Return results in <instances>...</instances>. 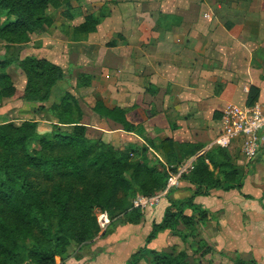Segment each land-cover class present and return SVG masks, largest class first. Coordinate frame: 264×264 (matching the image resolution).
<instances>
[{
  "label": "crops",
  "instance_id": "1",
  "mask_svg": "<svg viewBox=\"0 0 264 264\" xmlns=\"http://www.w3.org/2000/svg\"><path fill=\"white\" fill-rule=\"evenodd\" d=\"M50 13L51 25L31 35L21 56L45 58L65 78L39 112V103L22 102L18 94L3 97L0 123L32 120L39 130H49L57 118L48 106L70 98L82 125L135 157L146 147L162 159L155 148L172 139L184 151L177 147L184 156L180 164L190 165L187 174L219 146L214 141L223 132L225 109L247 104L251 88L252 99L264 101V0H61ZM9 72L20 92L25 76L14 66ZM108 111L121 114L131 128L125 130ZM190 148L194 153L186 154ZM222 148L238 169L240 187L208 188L207 195L195 197L207 212L199 238L210 251L191 260L264 264V148L251 161L241 154L239 140ZM199 186L205 189L181 179L143 220L117 223L65 264H124L145 245L168 198L189 197ZM168 233L159 232L146 247L161 251L180 244Z\"/></svg>",
  "mask_w": 264,
  "mask_h": 264
},
{
  "label": "trees",
  "instance_id": "2",
  "mask_svg": "<svg viewBox=\"0 0 264 264\" xmlns=\"http://www.w3.org/2000/svg\"><path fill=\"white\" fill-rule=\"evenodd\" d=\"M59 4L52 0H0V16L16 18L0 26V40L4 41L0 52V100L18 94L22 102L39 103L35 109L39 112L44 109L42 103L49 99L52 87L65 78L61 67L47 59L21 56L31 35L51 25L48 5L54 8ZM11 66L25 76L20 92L14 87ZM252 91L251 88L249 105L255 101ZM51 110L57 122L51 123L49 132L39 133L38 122L32 120L0 123V264H21L29 257L51 263L56 255L64 254L71 241L93 239L99 232L93 214L95 206L111 214L127 211L131 206L129 200L137 194L163 191L169 170H175L184 157L176 152L181 145L164 139L155 148L162 159L153 155L156 163L148 166L142 160L146 147L131 159L128 149L114 148L101 138H88V128L79 122V109L73 99L64 98L58 106L53 104ZM108 115L120 121L125 130L131 128L121 114L108 111ZM195 149L185 152L191 154ZM205 159L213 171L217 170L216 174ZM183 178L204 185L205 189L199 186L191 196L182 199L169 197L161 220L152 222L145 245L131 253L124 264H137L146 245L161 231L169 230L186 238L175 230L174 225L180 222L190 229V237L198 239L201 256L210 251L196 229L205 223L207 212L194 199L207 195L208 188H239L238 169L224 148L213 146ZM138 217L121 223L143 220L141 215ZM154 259L155 264H194L186 250H177L175 246L154 250ZM233 264L247 262L237 258Z\"/></svg>",
  "mask_w": 264,
  "mask_h": 264
},
{
  "label": "built area",
  "instance_id": "3",
  "mask_svg": "<svg viewBox=\"0 0 264 264\" xmlns=\"http://www.w3.org/2000/svg\"><path fill=\"white\" fill-rule=\"evenodd\" d=\"M224 129L214 141L221 147H227L234 140L240 142V152L247 161L253 160L264 148V101L255 100L252 104L230 105L223 111ZM189 163L179 164L175 170H169L165 189L161 194L146 197L137 194L133 199L134 207H152L173 187L178 186L181 176L186 173ZM107 215L101 213L98 223L104 227ZM28 264V263H27Z\"/></svg>",
  "mask_w": 264,
  "mask_h": 264
},
{
  "label": "rangeland",
  "instance_id": "4",
  "mask_svg": "<svg viewBox=\"0 0 264 264\" xmlns=\"http://www.w3.org/2000/svg\"><path fill=\"white\" fill-rule=\"evenodd\" d=\"M53 2H56L57 1H61V0H52ZM53 7H49L48 5V12H50V10H52ZM15 16H5V15H1L0 16V26L2 25H5L7 22H9L10 20H15ZM3 42L2 40H0V43L2 44L3 46ZM1 103V102H0ZM53 107V103L51 105L48 106V108H51ZM1 114V113H0ZM4 116V115H3ZM3 116L0 115V122L1 121H4V118ZM17 123L21 122V121H15ZM39 133H45V132H49L48 130H45V131H42V130H38ZM87 137L88 138H102L101 134H99L98 132H95L94 130H90L88 129V132L86 133ZM104 141V140H103ZM106 142V141H105ZM110 144V143H109ZM112 145V144H110ZM113 146V145H112ZM114 148H117L115 146H113ZM117 149H120V148H117ZM120 150H126V148H123V149H120ZM144 156H142V160L144 162H148V166H153L155 162L154 160V157L152 154H149V153H146V154H143ZM129 156L131 159L135 158V156L131 155L129 153ZM127 177L128 178H131V173L130 172H127ZM166 184H167V181H166ZM166 187V185H165ZM177 187V186H176ZM175 187H173L172 189H174ZM165 189V188H164ZM163 189V190H164ZM171 189V190H172ZM170 190V191H171ZM168 191L164 196H166L167 194H169ZM163 191L161 192H155L153 194H145V193H139V195L141 196H146V197H151V196H155V195H158V194H161ZM162 196L160 198V200L164 197ZM135 198V196L133 198H131L129 200V203L131 204L130 208L127 210V211H124V212H120V213H109L106 209L100 207V206H95L93 208V214L96 218V221H97V225H98V234L91 240H87V241H84V242H76V241H71L68 245H66V249H65V252L63 255L61 254H58L55 256L54 258V261L51 262V263H48V262H45L41 259H37V258H25L21 264H65V261L71 257H75V258H78L79 256H82L84 254V252L87 251L88 248H90V246L92 244H94L97 239L101 236H104L108 230H111V229H114L115 227V224L121 222V221H125L129 218H139L138 215H141L142 218H144L146 215H148L150 212H151V208H154V206L156 207L157 205H154L152 207H144V208H141V207H134L133 206V199ZM159 200V202H160ZM136 209V210H134ZM136 211V212H134ZM105 212L106 215H107V223L104 227H101L100 224L98 223V218L100 216L101 213ZM138 214V215H134V214ZM175 226V230L177 231H181V235H185L187 236L186 238L184 236L182 237H178L177 235H175V233H172L170 232L169 230V235H172V236H177L180 240V244L176 245V244H172V245H169L168 248L166 249H169L170 246H175L177 250H186V252H188L190 254V257H194L196 255H199V253H201V250H199V247H198V239H194L192 237H190V229L186 226L185 223L183 222H180L178 223L177 225H174ZM196 229L198 230V234L200 236L201 232H200V228H197ZM105 233V234H104ZM196 234V232L194 233ZM156 250L155 248H150V247H146V250L144 252H142L140 255H139V259L137 261V264H155L154 261L155 259L153 260V251ZM163 250V249H162ZM160 251V250H159ZM195 258V257H194Z\"/></svg>",
  "mask_w": 264,
  "mask_h": 264
}]
</instances>
